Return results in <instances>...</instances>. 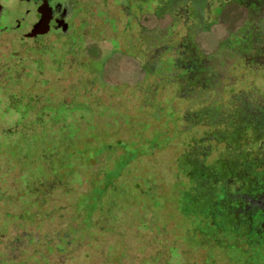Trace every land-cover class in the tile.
<instances>
[{
	"label": "rangeland",
	"instance_id": "rangeland-1",
	"mask_svg": "<svg viewBox=\"0 0 264 264\" xmlns=\"http://www.w3.org/2000/svg\"><path fill=\"white\" fill-rule=\"evenodd\" d=\"M78 3L65 58L28 40L27 5L0 10V264H264L263 233L209 215L224 183L198 203L179 164L198 143L214 168L226 114L264 101V0ZM239 148L257 159L264 138Z\"/></svg>",
	"mask_w": 264,
	"mask_h": 264
},
{
	"label": "trees",
	"instance_id": "trees-1",
	"mask_svg": "<svg viewBox=\"0 0 264 264\" xmlns=\"http://www.w3.org/2000/svg\"><path fill=\"white\" fill-rule=\"evenodd\" d=\"M189 82L190 81L187 82V86H189ZM255 97L253 95L242 97L239 105L232 112L226 114L228 115L226 117L228 122L222 120V122L226 123L228 128L232 130L228 137L226 133L221 136L222 141L229 142L228 145L235 148L233 151L228 150V155L218 159L215 162V166H212L214 168L205 166L204 160L202 159L206 155H203L202 150L196 149L198 143H195V149L189 150L179 164L181 171L189 176L192 182H195L196 189H194V187L192 190L200 191L197 197L199 200L198 203L202 200H207V202L212 200L211 182L214 181V179L224 183L220 207L211 206V211L209 213L210 217L221 222L224 221L230 227L244 226L247 227V229L254 228L255 230L258 229L259 233L264 234V192L254 199H249L246 192H243V189H246V191L248 190L247 186L251 182L254 183L258 180V182H262V185L264 184V154L258 153L256 156L257 159H255L252 154L241 151L239 148V143L246 138L248 131H252V136H254L256 140L264 138V101H261L260 96H258V98ZM239 150L241 152L236 155V152ZM250 159H253L252 163H249L251 162ZM226 171H229L231 175H227ZM234 183H240V185L235 192H231V188L229 187L231 185L234 186ZM191 203L196 206L199 205L197 202H194V200ZM235 203L239 206L238 209L232 207V204ZM255 208L261 210V215L263 217V220L256 228L249 225L251 219L250 215ZM242 214H244L245 217ZM242 217L245 218V221Z\"/></svg>",
	"mask_w": 264,
	"mask_h": 264
},
{
	"label": "flooded vegetation",
	"instance_id": "flooded-vegetation-1",
	"mask_svg": "<svg viewBox=\"0 0 264 264\" xmlns=\"http://www.w3.org/2000/svg\"><path fill=\"white\" fill-rule=\"evenodd\" d=\"M5 3L7 5L23 3L28 6V15L26 16L30 21L27 22L24 26V28L30 29V33L26 35L28 40H37L38 38L43 39L48 36H53L56 38V41L60 43V45L68 46L61 55L62 58H65L72 53L73 45L75 44V39L72 37V32L78 30L74 29L73 20L82 11L81 10L78 14H75L77 11L76 9H78V7L80 6L78 0H1L0 10ZM162 16L163 15H160L159 18H161ZM202 19L203 18H198V20ZM14 21L15 20H11V22L7 25H2V27L0 28V33L14 31L16 27V25L13 26ZM37 24L42 25L41 28H43L44 30L43 33H37L36 31L34 32ZM37 29L40 30L39 27ZM38 260V264H50V260L48 259L46 254L40 253L38 255Z\"/></svg>",
	"mask_w": 264,
	"mask_h": 264
},
{
	"label": "water",
	"instance_id": "water-1",
	"mask_svg": "<svg viewBox=\"0 0 264 264\" xmlns=\"http://www.w3.org/2000/svg\"><path fill=\"white\" fill-rule=\"evenodd\" d=\"M43 9H44V8H43ZM38 27L40 28V30L37 29ZM41 27H42L41 24H37V25H36L35 30H36L37 33H43V32H44L43 28H41ZM35 30H34V31H35ZM27 35H28V34H27Z\"/></svg>",
	"mask_w": 264,
	"mask_h": 264
}]
</instances>
